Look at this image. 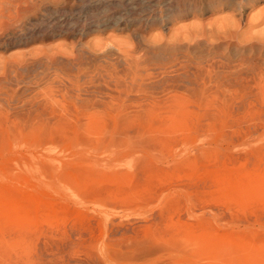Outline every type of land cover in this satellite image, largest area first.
Wrapping results in <instances>:
<instances>
[{"label": "rangeland", "instance_id": "obj_1", "mask_svg": "<svg viewBox=\"0 0 264 264\" xmlns=\"http://www.w3.org/2000/svg\"><path fill=\"white\" fill-rule=\"evenodd\" d=\"M104 1L108 14L162 17L174 0ZM217 1L198 0L205 12ZM253 5L239 28L258 46L195 50L211 72L150 87L160 101H12L1 86L0 264H264V0ZM191 11L169 25L235 19Z\"/></svg>", "mask_w": 264, "mask_h": 264}, {"label": "bare ground", "instance_id": "obj_2", "mask_svg": "<svg viewBox=\"0 0 264 264\" xmlns=\"http://www.w3.org/2000/svg\"><path fill=\"white\" fill-rule=\"evenodd\" d=\"M103 1L85 3L83 0L84 4L82 2L76 10L64 8L58 17L39 18L41 10L51 14L50 4L59 0H0V49L52 38L64 40L8 57L1 55L0 89L4 90L1 86L5 83L14 90L12 95L8 92L10 96H5V100L156 102L160 101L159 96L151 93L150 87L179 80L178 77L172 79L173 74L190 82H200L199 78L204 75L202 69L206 65L207 70L215 66L213 60H208L202 68L203 64L193 58L195 50L208 45L240 50L258 46L252 42L256 37H250L252 41L248 38L249 42L239 28L247 19L248 5L258 0H218L219 6H213L212 2L213 7L206 8L208 12L216 15L232 11L236 20L231 19L235 22L226 16L223 19L228 22L221 19V23L214 19V23H204L201 18L197 23H184L178 28L170 26L169 20L175 16L174 20L181 19V22L191 10L196 12L197 20L208 13L203 5L201 7L202 2L170 0L167 14L162 17L158 14L135 17L137 12L108 14L107 8L101 11ZM155 30H160L159 34L154 33ZM120 33L127 36H116ZM259 41L261 43L260 38ZM39 68H43L42 72L37 71ZM21 86L31 89L33 94L20 96L18 92L25 89Z\"/></svg>", "mask_w": 264, "mask_h": 264}]
</instances>
